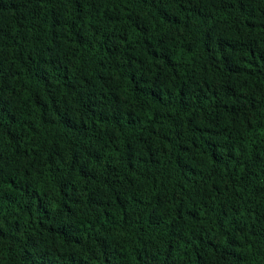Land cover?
I'll list each match as a JSON object with an SVG mask.
<instances>
[{
    "label": "trees",
    "instance_id": "trees-1",
    "mask_svg": "<svg viewBox=\"0 0 264 264\" xmlns=\"http://www.w3.org/2000/svg\"><path fill=\"white\" fill-rule=\"evenodd\" d=\"M0 264H264V0H0Z\"/></svg>",
    "mask_w": 264,
    "mask_h": 264
}]
</instances>
